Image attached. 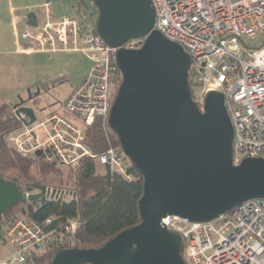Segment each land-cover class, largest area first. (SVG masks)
I'll return each instance as SVG.
<instances>
[{
	"label": "built area",
	"instance_id": "obj_1",
	"mask_svg": "<svg viewBox=\"0 0 264 264\" xmlns=\"http://www.w3.org/2000/svg\"><path fill=\"white\" fill-rule=\"evenodd\" d=\"M150 2L154 29L190 57L188 81L199 110L203 111L208 92L223 93L233 128V165L247 158L264 160V0ZM41 10L36 26L22 33L26 51L48 56L77 52L91 66L63 103L65 115L46 113L24 125L28 118L17 115V108L12 107L21 127L5 135L6 145L18 154L63 169L76 168L88 159L103 175L114 173L131 180L125 155L110 142L104 152L94 153L84 133L96 119L108 118L118 88L113 63L119 48L107 46L97 35L94 16L88 12L77 9L84 16L56 19L49 1ZM144 40L132 39L120 48L136 50ZM162 224L180 236L185 264H264V199L245 202L210 222L191 223L167 216ZM77 228L76 219L55 224L53 218L38 223L23 215L12 217L4 228L11 251L0 264H32L35 257L51 249H69L75 244Z\"/></svg>",
	"mask_w": 264,
	"mask_h": 264
},
{
	"label": "water",
	"instance_id": "obj_2",
	"mask_svg": "<svg viewBox=\"0 0 264 264\" xmlns=\"http://www.w3.org/2000/svg\"><path fill=\"white\" fill-rule=\"evenodd\" d=\"M85 1L96 8L97 35L119 48L115 64L121 80L107 124L142 176L140 223L98 248L56 250L49 264H185L180 236L169 232L162 219L210 222L245 202L264 199V160L247 158L233 165V128L223 93L208 92L199 110L188 81L190 57L154 29L150 0ZM26 24L36 26L34 13L26 16ZM138 38L145 39L141 48H120ZM40 95L37 89L13 106L28 118L24 125L35 122V109L26 104ZM35 189L40 193L28 195L0 179V220L36 197L43 206L49 190Z\"/></svg>",
	"mask_w": 264,
	"mask_h": 264
},
{
	"label": "trees",
	"instance_id": "obj_3",
	"mask_svg": "<svg viewBox=\"0 0 264 264\" xmlns=\"http://www.w3.org/2000/svg\"><path fill=\"white\" fill-rule=\"evenodd\" d=\"M81 5L82 0H78L75 7L79 8ZM95 17L97 20V11ZM113 66L118 87L121 76L115 63ZM37 103L36 99L34 104ZM11 110L12 105L0 102V179L10 183L15 189L28 193L32 188L43 186L50 173L57 174L60 170H66L70 173L67 180L72 183V187L45 186L49 190V196L43 206L40 198L36 197L32 202L18 204L9 209L0 220L1 241L6 243L4 228L17 213L38 223L48 218H53L55 224L76 219L78 228L73 240L75 248L80 249L98 248L121 231L140 223L138 202L143 192V180L140 172L130 162L127 173L131 180H126L114 173L96 175L95 167L88 159L81 161L76 168L60 169L54 164L18 154L4 141L7 133L21 127ZM107 120L108 118L96 119L84 129L87 145L96 154L104 152L108 142L121 152ZM37 167L40 181L35 180L31 174ZM32 206H36V211H32ZM54 251L51 249L35 257L32 264H49L47 256L53 255Z\"/></svg>",
	"mask_w": 264,
	"mask_h": 264
},
{
	"label": "rangeland",
	"instance_id": "obj_4",
	"mask_svg": "<svg viewBox=\"0 0 264 264\" xmlns=\"http://www.w3.org/2000/svg\"><path fill=\"white\" fill-rule=\"evenodd\" d=\"M13 4H22L27 6L34 3V0H12ZM84 12L87 11L95 17L96 8L89 2L82 0ZM7 0H0V15L4 17L6 13ZM24 14V12H22ZM37 14L38 18L41 16V12ZM76 17L84 16L83 13H75ZM96 20V17H95ZM21 27H19L20 33ZM4 31L7 32L6 28ZM21 36V33L19 34ZM256 47L260 44H255ZM91 66L90 61L83 54L77 52H62L55 54L52 58H48L44 54L35 53L32 56H5L0 55V99H13V102L17 103L19 98L25 99L28 93L32 94L33 86H27L31 80L41 82L40 80H48L47 82L51 84V89L48 93H42L40 96L49 101H58V103H63L67 98L69 92L73 86H76L84 74L89 70ZM24 82L21 91L18 93L15 91L18 85V81ZM38 87H36L37 89ZM45 92V90H44ZM35 93V91L33 92ZM49 108L45 107L41 113L49 112ZM36 115H39V111H35ZM40 116V115H39ZM9 147V146H8ZM60 168V167H59ZM63 169V168H60ZM39 167L32 171L34 179L40 181L41 178L38 174ZM96 175H103L104 171L100 168L95 169ZM11 173V172H10ZM61 173V174H60ZM70 173L66 170H60L57 174L50 173L45 179L43 187L54 188V187H65L71 188L72 183L68 181V175ZM45 187V188H46ZM46 188V190H47ZM40 191L36 189H31L28 195H37ZM21 213H17L16 216H21ZM11 217V218H12ZM3 230V229H2ZM3 232V231H2ZM6 243L0 240V254L3 252H9L10 247L5 246ZM75 248V244L73 247ZM69 248V249H71ZM4 258V257H3ZM52 258V254L47 256L48 263ZM1 260V259H0Z\"/></svg>",
	"mask_w": 264,
	"mask_h": 264
},
{
	"label": "crops",
	"instance_id": "obj_5",
	"mask_svg": "<svg viewBox=\"0 0 264 264\" xmlns=\"http://www.w3.org/2000/svg\"><path fill=\"white\" fill-rule=\"evenodd\" d=\"M46 1H49L51 3L52 16L56 19L75 15V13H77V9H80L81 11L84 12V8L82 7L83 5H81L79 8L75 7L78 0H34V3H31L27 6H24L20 3L14 5L12 0H7V4L5 7L6 13L3 14L4 17L0 15V55L32 56L33 54L38 53V54H44L48 58H52L55 54L62 53V52H56V53H53L51 56H48L47 54L42 53V52H28L26 51L27 46H28L27 42L22 39V33L28 27L26 24V16L29 13H34L37 21H40L42 17L41 5ZM22 12H24V14H22ZM40 12H41V16L40 18H38L37 14L40 15L39 14ZM19 27H21V30H20L21 36H19L20 34ZM4 28H6L7 32L4 31ZM68 53H71V52H68ZM88 71L80 79L77 85L72 87L68 96L75 88H77L83 82ZM40 81L41 82L31 80L29 83L26 84L27 86H30V85L33 86L34 90L32 91V94L37 89L40 90L41 94L45 93L44 90L46 91L48 89L49 91L51 89L50 88L51 84L47 82L48 80H40ZM23 84L24 82H22L21 80L18 81L17 86L19 87H17L15 90L17 93L21 91L22 89L21 87ZM36 87L38 88L36 89ZM13 99L14 98H11V99L9 98L6 100L0 99V102L10 104L13 107L16 104L15 102H13ZM36 99L38 100L37 105L34 104V101ZM66 99L63 101V103L66 101ZM63 103L61 104V103H58V101H54V100L53 101H49L47 99L44 100L43 97L39 96L33 99L32 101L28 102L26 105L28 107L35 109V111H39L40 109H44L45 107H48L50 110L49 112H46V113L57 112V113L65 115V112L62 107ZM46 113L45 112L40 113L39 115L46 114ZM39 115H36V116H39ZM9 252H3L2 254H0V259L8 255Z\"/></svg>",
	"mask_w": 264,
	"mask_h": 264
}]
</instances>
